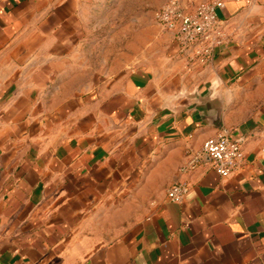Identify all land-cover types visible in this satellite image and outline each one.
Returning a JSON list of instances; mask_svg holds the SVG:
<instances>
[{
	"label": "crops",
	"instance_id": "1",
	"mask_svg": "<svg viewBox=\"0 0 264 264\" xmlns=\"http://www.w3.org/2000/svg\"><path fill=\"white\" fill-rule=\"evenodd\" d=\"M113 1L0 0V264H264V0H225L191 68L158 24L114 60ZM220 131L241 166L180 172Z\"/></svg>",
	"mask_w": 264,
	"mask_h": 264
},
{
	"label": "built area",
	"instance_id": "2",
	"mask_svg": "<svg viewBox=\"0 0 264 264\" xmlns=\"http://www.w3.org/2000/svg\"><path fill=\"white\" fill-rule=\"evenodd\" d=\"M225 0H208L188 10L182 0H165L153 12L155 22L170 31L177 42L188 68L206 64L214 49L225 41L224 29L218 23V10ZM207 157L213 169L221 176H228L244 160L241 143L224 132L206 138L197 150L187 152L180 172L194 170ZM188 189L185 181L169 184L166 196L172 202H181Z\"/></svg>",
	"mask_w": 264,
	"mask_h": 264
},
{
	"label": "rangeland",
	"instance_id": "3",
	"mask_svg": "<svg viewBox=\"0 0 264 264\" xmlns=\"http://www.w3.org/2000/svg\"><path fill=\"white\" fill-rule=\"evenodd\" d=\"M164 2L165 0H116L105 7L104 4H97L96 18L88 22L91 27L97 28V36L101 42L108 43L111 39L114 60L124 58L126 53L131 58L136 54L138 32L144 30L146 33L157 24L153 12ZM143 39L146 41L147 36L144 35Z\"/></svg>",
	"mask_w": 264,
	"mask_h": 264
}]
</instances>
